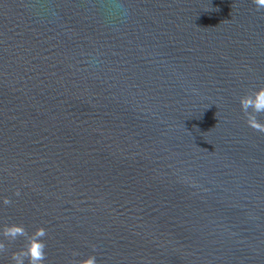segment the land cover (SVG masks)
Wrapping results in <instances>:
<instances>
[{"label": "water", "instance_id": "1", "mask_svg": "<svg viewBox=\"0 0 264 264\" xmlns=\"http://www.w3.org/2000/svg\"><path fill=\"white\" fill-rule=\"evenodd\" d=\"M113 2L0 0V264H264V8Z\"/></svg>", "mask_w": 264, "mask_h": 264}, {"label": "clouds", "instance_id": "2", "mask_svg": "<svg viewBox=\"0 0 264 264\" xmlns=\"http://www.w3.org/2000/svg\"><path fill=\"white\" fill-rule=\"evenodd\" d=\"M259 8H264V0H256ZM108 14L113 18H118L121 21L125 20L129 16V9L119 0H114L112 5L108 8ZM239 104L241 111L248 117L249 123L259 128L256 122L254 113L264 112V87L252 90L248 94L239 98ZM6 204L10 203L9 200L4 201ZM2 236L10 241L16 240L17 237L23 236L26 238V246L20 251L12 254V260L14 264H44L46 259V243L43 237L46 236V230L43 227L37 228V230L29 235L23 225L7 226L3 229ZM5 248L4 240L0 239V251ZM95 252V248H93ZM73 264H98L95 254H90L85 259H75L80 257L79 251L72 253Z\"/></svg>", "mask_w": 264, "mask_h": 264}]
</instances>
